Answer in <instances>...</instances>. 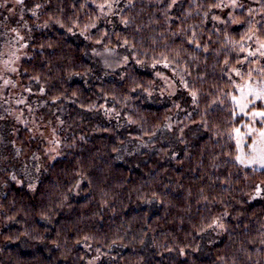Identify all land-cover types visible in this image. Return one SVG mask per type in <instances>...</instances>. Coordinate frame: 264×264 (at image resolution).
Segmentation results:
<instances>
[{
  "label": "trees",
  "instance_id": "obj_1",
  "mask_svg": "<svg viewBox=\"0 0 264 264\" xmlns=\"http://www.w3.org/2000/svg\"><path fill=\"white\" fill-rule=\"evenodd\" d=\"M221 1L16 8L24 49L7 78L24 101L0 127V264H264V168L240 165L231 135L246 120L236 72L264 73V0L220 21ZM99 48L129 61L100 65ZM163 61L195 96L149 104Z\"/></svg>",
  "mask_w": 264,
  "mask_h": 264
},
{
  "label": "rangeland",
  "instance_id": "obj_2",
  "mask_svg": "<svg viewBox=\"0 0 264 264\" xmlns=\"http://www.w3.org/2000/svg\"><path fill=\"white\" fill-rule=\"evenodd\" d=\"M22 1L24 2V0H0V96L10 93V95L15 97L14 100H10L5 104L0 102V127L4 128L11 123V120L6 121L4 119V114L9 110L13 111L18 101L20 106L24 101V98L19 97L18 94L22 89L17 83L7 78V69L11 71L16 70V59L21 55L24 49L23 16L21 12L16 11V8L21 5ZM248 2L251 3V0H222L219 5L217 17L220 21L223 20L220 18V15L235 17L237 19L236 13L241 11V8L245 6L242 3L247 4ZM113 10H115V7H113ZM11 14L12 16L9 17L8 15ZM123 52L121 48L120 50H104L99 48L94 52L89 50V55L93 60H96L98 64L104 66L106 63L110 62L129 61L127 56H123ZM115 65L117 64L115 63ZM153 67L156 68H151L150 72L154 75L158 84L154 91L151 92L152 96L149 104L158 105L162 102L176 103L180 97H186L187 94L196 95L195 92L188 89L186 84L181 82L177 73L169 67L168 62H159ZM248 69L246 74L240 71L236 72L235 86L237 88V93L233 96V100L237 106L238 113L246 116V120H243L238 127L233 128L231 135L233 136L237 148L236 161L244 167L263 169L264 115L261 114L264 113V73L262 69H257L255 67H249ZM177 78L181 82V87L178 86ZM0 99L2 98L0 97ZM108 118H112V116ZM191 123L192 121L189 118L182 119L181 122H172L168 127L170 137H176L175 139L179 137L183 138L186 135V132L183 130ZM164 133L165 132H163V134ZM155 140L162 142L163 139L156 138ZM124 146L125 149H122L121 153L123 156H133L139 149V145L133 142L131 136L125 140ZM20 174L23 176H20ZM20 174L19 176L22 179L29 178L30 176V174L24 172ZM4 177L5 175L0 174V182Z\"/></svg>",
  "mask_w": 264,
  "mask_h": 264
},
{
  "label": "snow or ice",
  "instance_id": "obj_3",
  "mask_svg": "<svg viewBox=\"0 0 264 264\" xmlns=\"http://www.w3.org/2000/svg\"><path fill=\"white\" fill-rule=\"evenodd\" d=\"M261 115H264V113H262Z\"/></svg>",
  "mask_w": 264,
  "mask_h": 264
}]
</instances>
